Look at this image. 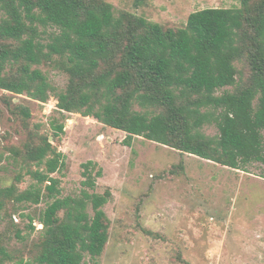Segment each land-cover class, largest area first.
<instances>
[{"label": "trees", "instance_id": "1", "mask_svg": "<svg viewBox=\"0 0 264 264\" xmlns=\"http://www.w3.org/2000/svg\"><path fill=\"white\" fill-rule=\"evenodd\" d=\"M0 10V89L41 102L54 96L62 118L52 121L55 139L65 132L66 112L80 113L125 131L127 145L143 136L234 169L264 164V0L195 11L177 29L116 13L107 0H0ZM43 64L68 76L64 89ZM21 113L31 117L28 108ZM207 125L218 134H206ZM10 150L33 182L22 189L21 170L0 187V223L48 200L35 263L101 264L112 197L110 189L96 191L102 168L84 163L80 194L60 197L53 174L66 155L49 136ZM3 238L0 264L12 257Z\"/></svg>", "mask_w": 264, "mask_h": 264}, {"label": "rangeland", "instance_id": "2", "mask_svg": "<svg viewBox=\"0 0 264 264\" xmlns=\"http://www.w3.org/2000/svg\"><path fill=\"white\" fill-rule=\"evenodd\" d=\"M107 1L116 13H136L175 29L185 27L192 12L241 5V0ZM40 68L56 89L66 87L68 76L54 65ZM57 104L54 96L41 102L0 89V187L11 185L21 170L20 187L33 182L10 147L44 134L66 155L64 168L53 174L61 181L60 197L80 194L84 163L102 168L96 191L110 189L112 197L104 206L110 239L101 264H264V164L234 169L143 136L127 145L125 131L80 113L66 112L65 132L55 139L52 121L62 122ZM24 108L31 117L21 113ZM204 132L215 136L218 128L207 125ZM47 201L26 205L12 218L4 215L0 234L12 256L6 264H37L43 228L38 216Z\"/></svg>", "mask_w": 264, "mask_h": 264}, {"label": "water", "instance_id": "3", "mask_svg": "<svg viewBox=\"0 0 264 264\" xmlns=\"http://www.w3.org/2000/svg\"><path fill=\"white\" fill-rule=\"evenodd\" d=\"M50 140H52V138Z\"/></svg>", "mask_w": 264, "mask_h": 264}]
</instances>
